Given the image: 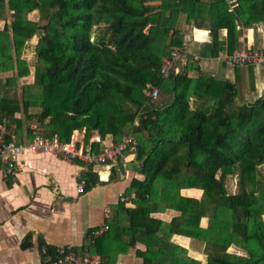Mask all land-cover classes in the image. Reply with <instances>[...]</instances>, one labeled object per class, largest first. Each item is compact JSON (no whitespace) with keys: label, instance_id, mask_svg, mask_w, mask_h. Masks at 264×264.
<instances>
[{"label":"trees","instance_id":"trees-1","mask_svg":"<svg viewBox=\"0 0 264 264\" xmlns=\"http://www.w3.org/2000/svg\"><path fill=\"white\" fill-rule=\"evenodd\" d=\"M34 11L41 13L37 22L29 19ZM0 19L7 22L0 31V74L12 72L0 78V121L8 129L26 121L63 142L80 131L85 145L94 132L113 143L132 130L136 136V171L143 178L126 192L134 207L120 202L90 252L103 264H118L120 254L141 242L147 246L136 253L142 264H203L171 242L181 235L205 244L206 264H264V97L237 105L231 82L190 77L179 63L162 74L172 52L185 49L183 21L209 30L214 55L227 29L232 54L241 48V28L264 25V0H0ZM40 34L34 82L19 89L30 75L24 49ZM149 85L160 90L157 104ZM89 176L82 178L93 184ZM234 177L231 194L227 180ZM191 188L203 191L200 200L181 194ZM169 209L181 215L167 224L153 217ZM203 217L207 228L200 226ZM250 239L259 245L249 248ZM231 246L243 253H228ZM55 249L48 247V256Z\"/></svg>","mask_w":264,"mask_h":264},{"label":"crops","instance_id":"crops-1","mask_svg":"<svg viewBox=\"0 0 264 264\" xmlns=\"http://www.w3.org/2000/svg\"><path fill=\"white\" fill-rule=\"evenodd\" d=\"M6 23L0 20V31ZM181 29L186 40L184 52L193 57L200 69L197 71L191 67L187 56H184L179 62L182 72L193 78L215 77L231 82L237 89V105L254 104L264 97V62L242 66L229 63L225 59L229 54L227 29L220 31L219 40L222 44L216 55L213 54V40L209 30L195 28L193 24L184 21ZM239 41V50H264V25L241 28ZM1 75L0 78L4 77ZM18 116L23 117L22 114ZM33 125L24 121L20 129L17 130L13 124L11 130H8L16 136L18 143L28 144L33 137V133L32 136L29 133ZM73 137L84 142L85 134L75 131ZM98 138L101 135L94 132L90 141L94 140L93 144H98ZM110 143H113L112 136L102 139L98 152ZM137 158L136 152H127L105 164L88 166L81 162H68L40 150H25L19 156L15 174L9 177L4 176V164L1 163L0 264H47L48 247L73 246L79 252L89 249L93 243V232L102 230L105 225L109 226L110 219L118 212L120 202L125 207H134L126 192L134 178H143L136 171ZM86 173L94 183L90 185L89 178H85L86 190L79 193L78 185ZM228 183L229 179L227 188L230 192ZM234 185L237 190V183ZM181 194L200 200L203 191L183 189ZM122 198H126V201ZM180 215L179 211L169 209L155 213L153 217L167 224ZM208 225L209 218L203 217L200 226L207 228ZM259 233L264 238V224ZM171 242L186 249L189 257L207 263L204 243L181 235H174ZM258 245L254 239L247 243L249 248ZM137 250L145 252L147 246L137 243L127 253L120 254L117 263L142 264L143 259L137 256ZM227 252L243 253L235 246H231Z\"/></svg>","mask_w":264,"mask_h":264},{"label":"built area","instance_id":"built-area-1","mask_svg":"<svg viewBox=\"0 0 264 264\" xmlns=\"http://www.w3.org/2000/svg\"><path fill=\"white\" fill-rule=\"evenodd\" d=\"M231 3L235 4L236 0H231ZM185 54L182 49L174 50L171 56L165 61L162 74L168 76L171 69L183 60L182 58H184ZM225 59L229 63L237 66L263 63L264 50L257 51L244 48L228 54ZM147 95L151 102H156L160 98L161 93L158 87L149 85ZM138 125L139 118L134 123L135 127ZM31 130L33 133L32 140L28 144H20L17 142L16 136L9 133L7 120L2 119L0 121V164H4L3 172L5 177L15 174L19 156L25 150H40L46 154L58 156L68 162H81L88 166H97L115 160L127 152L135 153L137 149V139L133 130L124 136L119 143L106 145L101 152H96L93 149L92 144L94 140H91L88 145H85L84 142L74 137L68 142H63L57 138L50 139L43 136L39 132L40 129L37 125H33ZM98 139V142L101 143L102 139ZM85 190L86 182L82 178L78 185V191L79 193H84ZM122 200L126 201V198H122ZM108 229L109 226L105 225L102 230L94 231L92 235L97 236ZM47 264H103V261L100 255L90 252L89 249L79 252L73 246H64L56 248L54 256L49 255Z\"/></svg>","mask_w":264,"mask_h":264},{"label":"rangeland","instance_id":"rangeland-1","mask_svg":"<svg viewBox=\"0 0 264 264\" xmlns=\"http://www.w3.org/2000/svg\"><path fill=\"white\" fill-rule=\"evenodd\" d=\"M11 12H9L10 14ZM41 18V13L39 11H34L32 12L30 15H29V19L32 20V21H39ZM0 20H5V19H0ZM6 21V20H5ZM8 22L10 23V21L8 20ZM2 31V30H1ZM42 37V34L40 35H37L35 36L30 42H28L26 48L24 49V52H23V58H25L29 64V68H30V75L28 77H23L19 80V89L21 88V86L23 85H28V84H32L34 82V79H33V74H35V69H36V66L38 64V59H37V56H36V53H35V50H34V46L38 43L39 39ZM4 77L2 78H6L8 76H11L12 75V72H9V73H3L2 74ZM1 75V76H2ZM161 100V97L160 99L156 102V104ZM263 175H264V168H263ZM236 181H237V178L234 177V178H230L229 179V183H228V187L230 189V192H236ZM234 182V183H233ZM264 218V217H263Z\"/></svg>","mask_w":264,"mask_h":264}]
</instances>
